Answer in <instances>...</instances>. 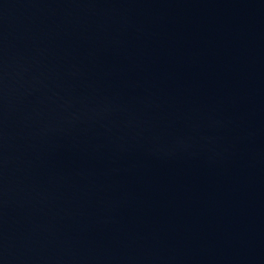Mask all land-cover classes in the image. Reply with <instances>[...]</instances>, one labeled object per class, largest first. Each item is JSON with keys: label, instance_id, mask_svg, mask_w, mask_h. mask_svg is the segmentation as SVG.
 <instances>
[{"label": "water", "instance_id": "1", "mask_svg": "<svg viewBox=\"0 0 264 264\" xmlns=\"http://www.w3.org/2000/svg\"><path fill=\"white\" fill-rule=\"evenodd\" d=\"M0 264H264V0H0Z\"/></svg>", "mask_w": 264, "mask_h": 264}]
</instances>
